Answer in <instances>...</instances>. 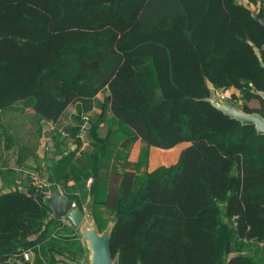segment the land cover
Segmentation results:
<instances>
[{
    "label": "trees",
    "instance_id": "1",
    "mask_svg": "<svg viewBox=\"0 0 264 264\" xmlns=\"http://www.w3.org/2000/svg\"><path fill=\"white\" fill-rule=\"evenodd\" d=\"M240 1L0 0V160L5 135L14 139L3 111L58 123L79 105L88 121L78 117L75 149L56 154L50 171L77 208L92 199L99 233L113 225L119 264H264V135L208 100L237 89L239 110L264 117V9ZM141 65L156 79L155 104ZM253 99L261 109L247 106ZM182 143L175 165L141 173L150 148ZM32 192L0 190V264L78 263L77 230Z\"/></svg>",
    "mask_w": 264,
    "mask_h": 264
},
{
    "label": "crops",
    "instance_id": "2",
    "mask_svg": "<svg viewBox=\"0 0 264 264\" xmlns=\"http://www.w3.org/2000/svg\"><path fill=\"white\" fill-rule=\"evenodd\" d=\"M240 2L249 5L255 13H257L261 7L264 9V3L260 0H258L256 5L249 3L248 0H241ZM230 90L233 96H236L237 98L240 96L237 89L231 88ZM219 94L220 92H217L215 93V96L218 97ZM107 95L108 93L105 97H107ZM234 102H232V104H234L233 106L239 109L237 103L239 102L241 104L242 102ZM247 106L251 109L262 108V104L258 99L251 100ZM1 114L4 124L10 135L14 138L11 139L9 134L5 135L7 141L5 142V145H3L2 159L0 160V190L3 193L10 192L13 189L27 191L31 186L30 179L34 173L39 172L41 174L44 173L45 175H47V173H52L50 167L56 154L66 153L67 151L74 150L76 147L69 135L61 140L64 141V143L60 146L55 138L59 135H63V129L67 125L77 122L75 127L79 126L78 117L82 120L84 117H87L77 104L69 105L58 123H46L43 120L39 121L30 108L24 111L13 108L3 111ZM75 127H73V129ZM110 127L111 124L109 122H104L100 125L99 134L102 138H105L108 135ZM80 137L84 141L83 147H85L86 140L84 137V131H81ZM189 145V143H182L171 149L150 148L148 167L142 169L141 173H150L162 166L169 167L175 165L179 160L181 152ZM142 148L143 144L140 140L133 145L128 158L132 164H137L139 162ZM89 185L87 182L85 186L86 190L79 189L75 195H78V197H80L79 199H81L80 194L87 192ZM55 187H57L62 193L59 186L56 185ZM100 199H103V196H101ZM91 204L92 199L87 196L83 201L82 211L85 213L86 218L92 219L95 224V219L90 212ZM66 220L67 219H62L61 221L64 225L71 226V223L68 224ZM73 238L80 243L82 248V255L78 263H76L80 264L85 254V246L79 237L75 235ZM30 255L31 259L29 261H33V252L30 251ZM57 259H62V257H57ZM64 261L74 264L67 260Z\"/></svg>",
    "mask_w": 264,
    "mask_h": 264
},
{
    "label": "water",
    "instance_id": "3",
    "mask_svg": "<svg viewBox=\"0 0 264 264\" xmlns=\"http://www.w3.org/2000/svg\"><path fill=\"white\" fill-rule=\"evenodd\" d=\"M256 19L264 29V20H261L259 16H256ZM258 94L264 101V91L259 92ZM208 100L212 106L224 113L226 116L239 121L242 125L254 126L259 135H264V117L261 114H248L242 112L230 104V100L225 103H218L213 91L211 92ZM76 125L77 122L67 125L63 129L61 140H63L67 135H70L73 127ZM46 181L47 185L52 188L51 197L46 200V203L50 206L53 217L59 220L67 219L76 230L80 229L83 237L89 242V246L92 250L91 264H119L118 257L113 259L110 252V235L113 225L109 224L102 233H99L96 225L87 227L85 224V213L76 206H73V201L64 196L57 187L53 189V187L56 186V182L52 173H47ZM35 194V192H32L33 196H35Z\"/></svg>",
    "mask_w": 264,
    "mask_h": 264
},
{
    "label": "rangeland",
    "instance_id": "4",
    "mask_svg": "<svg viewBox=\"0 0 264 264\" xmlns=\"http://www.w3.org/2000/svg\"><path fill=\"white\" fill-rule=\"evenodd\" d=\"M139 70H138V81L140 82L145 94L147 95L148 99L150 100V102L152 104H155L156 102H158L161 99V94L158 91L157 88V82L156 79L154 77V75L147 69V66H139ZM229 95L230 99L234 100V96L231 94V90L230 92L227 94ZM264 107V106H263ZM241 111V110H240ZM17 123H19L18 121H16ZM36 172V171H35ZM39 173V172H37ZM56 187H53V189H55ZM86 226L87 227H91V225H95L92 221V219L86 218ZM77 237H79V239L82 240L84 246H85V254L83 259L81 260L80 264H91L92 263V250L89 246V242L83 237L82 232L79 230H77Z\"/></svg>",
    "mask_w": 264,
    "mask_h": 264
},
{
    "label": "built area",
    "instance_id": "5",
    "mask_svg": "<svg viewBox=\"0 0 264 264\" xmlns=\"http://www.w3.org/2000/svg\"><path fill=\"white\" fill-rule=\"evenodd\" d=\"M230 92V89H226L220 92L219 96L216 97V99L218 100V103H225L226 101H232L229 97V95H227ZM83 120L85 121V123H87L88 118L84 117ZM83 137V135H82ZM31 185L35 188V193H37L44 202H46V200H48L51 197L52 194V189L50 188V186L47 185V181H46V175L43 173H34L31 176L30 179ZM91 183V180L88 181V185ZM59 190V189H58ZM73 206H76L75 204ZM68 224H70L69 220H66ZM23 257L24 260L29 261L31 259V255H30V251H26L23 253Z\"/></svg>",
    "mask_w": 264,
    "mask_h": 264
},
{
    "label": "flooded vegetation",
    "instance_id": "6",
    "mask_svg": "<svg viewBox=\"0 0 264 264\" xmlns=\"http://www.w3.org/2000/svg\"><path fill=\"white\" fill-rule=\"evenodd\" d=\"M263 110H264V107H263Z\"/></svg>",
    "mask_w": 264,
    "mask_h": 264
}]
</instances>
